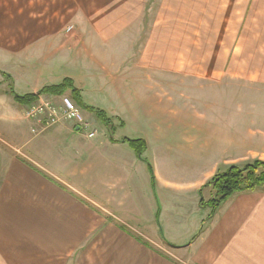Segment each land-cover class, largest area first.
Instances as JSON below:
<instances>
[{
    "label": "crops",
    "instance_id": "obj_1",
    "mask_svg": "<svg viewBox=\"0 0 264 264\" xmlns=\"http://www.w3.org/2000/svg\"><path fill=\"white\" fill-rule=\"evenodd\" d=\"M12 1L0 3L11 5ZM24 1L39 5L38 0ZM118 2L53 0L52 7L58 3V8L107 10L118 8ZM77 17L74 30L78 33L73 37L79 47L74 61L83 60L97 68L0 71L9 74V84L11 77L16 82L18 95L36 94L70 79L84 104L104 111L111 122L119 118L124 124L118 111L95 101L98 94L106 95L110 80L123 68L104 67L107 55L102 49L95 52L91 46L80 47L84 32L92 33L101 46L115 37L109 27L113 17ZM7 23L0 20V26ZM21 24L27 30L16 34L0 31V45L10 53L27 50L45 37L71 34L58 18L36 23L25 18ZM55 51L49 48L42 57L52 58ZM137 61L138 68L130 71L144 70L148 81L126 83V98L143 104L149 118L151 133L146 147L129 141L141 139L138 135H113L106 124L103 127L107 130L101 129V136L92 139L69 121L33 135L32 124L24 115L25 105L9 93L0 95L4 134L0 147V264H31L37 248L69 250V255L75 256L82 246L83 260L73 259L74 264H264V187L236 192L215 210L208 204L214 197L209 182L218 173L231 166L264 161L260 123L245 114L238 117L244 118L243 124L235 120V125L232 119L221 116L219 108V114L211 115L198 110L194 100L187 103L176 99L177 104H169V91L188 82L169 81L167 75L189 76L188 68H146L140 55ZM157 74L162 79L156 80ZM207 81L221 85L214 77ZM117 96L123 98L121 92ZM85 112L99 120L95 113ZM146 164L151 168L157 199ZM170 198L177 203L170 204ZM158 202L163 206L160 220L164 212L166 225L163 240L150 235V230H140L143 224L155 226ZM176 224L183 231L176 232ZM139 234L148 243L138 239Z\"/></svg>",
    "mask_w": 264,
    "mask_h": 264
},
{
    "label": "rangeland",
    "instance_id": "obj_2",
    "mask_svg": "<svg viewBox=\"0 0 264 264\" xmlns=\"http://www.w3.org/2000/svg\"><path fill=\"white\" fill-rule=\"evenodd\" d=\"M38 1L39 5L22 0H13L11 5L0 3V20L9 22L0 26L1 33L16 34L27 30L21 24L22 20L25 22V18H30L32 23L39 20L49 22L58 18L61 19L64 29L71 34L63 32L54 35L51 39L45 37L29 49L16 53H10L11 50L0 45V68H11V72L15 71V68L18 70L19 68L60 70L97 68L83 60L77 61L78 63L74 61L79 47L76 45V38L73 37L78 33L76 29L74 30L75 22L77 16L104 14L113 17L111 21L113 24L109 27L116 34L115 37L103 42L101 46L92 33L84 32L82 35L84 39H81L84 41L80 46L82 48H85L83 45L91 46L95 52L104 50L107 57L103 60V66L124 70L119 76L110 80L111 84L106 89V95L101 97L98 94L95 98V101L101 102L105 109L118 111L122 119H125L124 124L119 118L110 121L108 130L112 131L111 134L115 135L117 132L118 135L122 133L138 135L141 138L139 142L144 141L145 147L147 139L150 140L149 118L145 117L147 114L143 104L126 98V83L148 81L144 70H140L139 73L130 71L131 68H138L136 65L139 55L142 66L146 68L153 66L154 68H188L189 76L167 75L169 81L188 82L187 85L181 86L182 88H172L169 91L172 98L169 104H177L176 99H182L187 103H192L194 100L198 103L196 107L198 110L211 115L219 114L216 113L219 108L221 116L232 119L235 125L243 124L244 118L239 120L238 117L251 115L260 123L258 127L264 130V0H111L119 1L120 6L107 10L58 8V3L53 8V0ZM70 16L75 17L74 20L69 21ZM11 20L12 25H10ZM52 47L57 54L52 58H43V53ZM213 77L215 81L220 80L221 85L207 81L212 80ZM6 78L10 79L9 74L0 71V95L9 93L13 96V92L18 94L15 91L16 82H13L11 77L9 84ZM157 78L162 79V75L157 74L156 80ZM117 92H121L123 98L119 99ZM64 95L69 96V94ZM203 100L204 104H202ZM80 108L84 115L90 118L86 110ZM65 121L67 120H62L54 127ZM92 121L98 130L95 138L100 137L101 129L107 130L103 127L105 124L93 118ZM1 128L0 126V147L4 135ZM79 132L85 136L83 131L79 130ZM140 153L141 156L144 155L143 149ZM144 159L148 162L145 157ZM146 167L152 181L151 168L149 169L147 164ZM213 192L215 194L214 189ZM152 193L157 199L155 186ZM169 203L174 205L177 202L170 198ZM163 206L159 203L155 226L140 225L142 232L150 230V235L160 240L167 236L164 212L160 220ZM123 226L127 228L126 225ZM178 226L179 224H176V227ZM174 230L181 232L183 228L174 227ZM137 238L148 243L147 238L142 234L137 235ZM37 249L33 250L31 264H37V257L42 261L40 264H74L73 259L83 260L84 255V246L77 248L75 256L69 255V250L59 252L56 249L45 251Z\"/></svg>",
    "mask_w": 264,
    "mask_h": 264
},
{
    "label": "trees",
    "instance_id": "obj_3",
    "mask_svg": "<svg viewBox=\"0 0 264 264\" xmlns=\"http://www.w3.org/2000/svg\"><path fill=\"white\" fill-rule=\"evenodd\" d=\"M68 92L80 107L86 111L95 113L97 118L107 126L110 124V120L104 111L84 104L80 97V91L74 87L73 82L70 79H65L58 85L47 86L36 94L18 95L13 92V96L20 104L29 105L37 101L39 96L43 93L64 95ZM129 141L135 144L141 141V139ZM143 144L145 145L144 141ZM210 185L213 187L215 194L208 204L215 210L236 192L255 190L264 187V161L257 160L245 167L231 166L227 171L218 173L212 179ZM122 228L126 229L125 226Z\"/></svg>",
    "mask_w": 264,
    "mask_h": 264
},
{
    "label": "built area",
    "instance_id": "obj_4",
    "mask_svg": "<svg viewBox=\"0 0 264 264\" xmlns=\"http://www.w3.org/2000/svg\"><path fill=\"white\" fill-rule=\"evenodd\" d=\"M24 115L31 122L32 133L35 135L48 131L62 120L73 122L90 139L95 138L98 131L92 119L87 118L75 100L68 95H40L37 101L25 106Z\"/></svg>",
    "mask_w": 264,
    "mask_h": 264
},
{
    "label": "water",
    "instance_id": "obj_5",
    "mask_svg": "<svg viewBox=\"0 0 264 264\" xmlns=\"http://www.w3.org/2000/svg\"><path fill=\"white\" fill-rule=\"evenodd\" d=\"M77 129H79V127H77Z\"/></svg>",
    "mask_w": 264,
    "mask_h": 264
}]
</instances>
